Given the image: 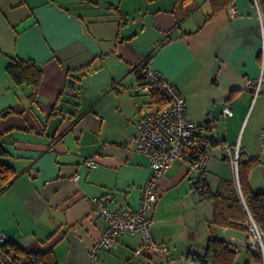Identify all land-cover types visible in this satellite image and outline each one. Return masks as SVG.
<instances>
[{"label": "crops", "instance_id": "obj_1", "mask_svg": "<svg viewBox=\"0 0 264 264\" xmlns=\"http://www.w3.org/2000/svg\"><path fill=\"white\" fill-rule=\"evenodd\" d=\"M263 49L264 13L254 0H233L215 14L210 0H0V113L13 111L0 119V163L18 174L0 195V237L33 253L53 252L59 264H199L187 255L204 254L218 236L239 250L236 264H246L254 255L248 232L216 225L214 203L201 201L193 186L201 174L214 191L235 180L216 147L204 171L176 160L159 180L151 214L156 241L170 247L163 257L138 255L141 235L125 232L119 249L95 258L106 222L91 198L140 204L151 160L125 140L139 133L142 109L163 108L136 89L135 67L150 56L184 95L190 119L216 115L214 139L257 160L250 185L264 191L256 178L264 169V92L256 95L249 84L261 74ZM16 59L42 69L37 91L10 74ZM228 102L233 115L224 118ZM92 158L99 165L89 168Z\"/></svg>", "mask_w": 264, "mask_h": 264}, {"label": "built area", "instance_id": "obj_2", "mask_svg": "<svg viewBox=\"0 0 264 264\" xmlns=\"http://www.w3.org/2000/svg\"><path fill=\"white\" fill-rule=\"evenodd\" d=\"M231 8L233 11L236 10L233 6ZM151 58L152 56L146 57L136 65L137 69L145 73V83L139 84L136 89L148 94H151L153 89H157L165 96L167 104L158 111L142 109L138 121L139 133L125 140L126 147L149 156L151 174L142 187L141 200L137 207L114 206L109 197L91 198L93 212L106 222L105 229L100 232L93 246L92 254L95 258L102 249L110 251L119 249L118 237L125 232H137L141 235L142 244L136 251L138 255L154 260L169 252L168 243L157 242L153 232L151 211L159 200V180L166 175L176 160L184 161L190 170L202 172L212 154V149L207 148L199 159L194 157L198 145L203 144L198 140L199 135L205 133L206 129L213 131L218 117L211 113L200 123L190 119L187 116L184 95L160 71L152 68ZM262 60L260 76L254 81H249L256 95L264 92V49ZM232 115L233 110L228 102L223 108L222 117L229 118ZM260 133L264 138V128ZM216 148L229 158L235 169V180L240 188L239 163L242 152L240 146L220 143ZM87 165L89 168H94L99 162L96 158H92L87 161ZM6 241L5 237H0V264H18L3 250L2 245ZM245 245L249 251L260 254L264 262V231L253 219ZM229 247L239 253V250L230 243Z\"/></svg>", "mask_w": 264, "mask_h": 264}, {"label": "trees", "instance_id": "obj_3", "mask_svg": "<svg viewBox=\"0 0 264 264\" xmlns=\"http://www.w3.org/2000/svg\"><path fill=\"white\" fill-rule=\"evenodd\" d=\"M177 3L189 4L192 0H176ZM264 13V0H254ZM213 6V14L222 10L226 4L233 0H210ZM139 84L145 83V73L137 69ZM10 74L19 84L31 85L36 91L41 84L43 71L31 61L16 59L8 67ZM151 94L162 107L167 104L165 96L157 89H153ZM12 110L0 113V119L12 114ZM198 140L203 144L198 145L195 152V159H199L207 148L218 146L222 142L214 139L213 131L206 129L205 133L199 135ZM224 144V143H223ZM0 154H6L0 147ZM239 163V182L236 180L221 182L214 191L208 180L200 175L198 180L193 181V186L198 191L201 201H212L215 205L213 222L222 227H229L234 230L248 232L250 230L251 219H253L264 231V191L255 192L250 185V172L256 166L257 160L242 157ZM18 174L14 166L9 163H0V195L4 193ZM3 250L10 254L18 264H59L53 252L33 253L22 248L17 243L7 240L3 245ZM246 264H256L262 260V256L252 252ZM187 259L199 264H236L237 253L229 247V242L221 237L212 236L208 241L204 254L189 253Z\"/></svg>", "mask_w": 264, "mask_h": 264}, {"label": "rangeland", "instance_id": "obj_4", "mask_svg": "<svg viewBox=\"0 0 264 264\" xmlns=\"http://www.w3.org/2000/svg\"><path fill=\"white\" fill-rule=\"evenodd\" d=\"M256 178L260 181H264V169L259 170V172L256 175Z\"/></svg>", "mask_w": 264, "mask_h": 264}]
</instances>
